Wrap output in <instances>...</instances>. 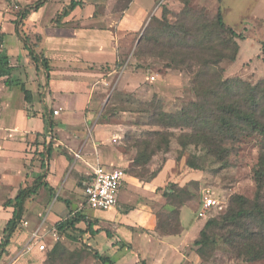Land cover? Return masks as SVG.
Segmentation results:
<instances>
[{
	"label": "rangeland",
	"instance_id": "rangeland-1",
	"mask_svg": "<svg viewBox=\"0 0 264 264\" xmlns=\"http://www.w3.org/2000/svg\"><path fill=\"white\" fill-rule=\"evenodd\" d=\"M31 1L29 5L34 6L39 0ZM148 1L150 3L152 0H142L141 3L145 4ZM5 2L16 14L25 9L18 0H5ZM127 2L128 0L113 1L117 18ZM166 10L167 18L163 16ZM219 10L226 25L244 37L237 40L240 47L237 60L234 63L222 64L226 71L224 76L239 77L252 84L263 81L264 0H157L147 26L155 19L176 24L181 16L187 13L190 24L196 23L197 25L193 27L204 28L206 32L208 28L205 18L213 20ZM147 26L139 34L120 36L118 63L121 66L114 68L115 74L111 83L107 84L105 92H101L98 101L94 100L97 103L94 108L95 114L92 120L87 122L84 130V139L89 140V138L93 139L91 133L93 126L97 123L104 126L108 133L96 143L99 155L102 156L104 163L105 160L109 161L108 165L126 171L129 176L128 183L126 187L124 186L126 199L124 202L119 201L115 211L116 217L114 220L102 219L110 218L112 210L96 212L87 208L83 186L90 168L83 161L78 160L76 155L73 156L66 147L56 146L54 138L58 137V134L54 130L48 129L43 134L32 132V136L26 138L21 136L23 139L21 141L26 143L23 155H20L17 164L15 163L16 167L12 164L14 170L9 166L0 173L3 180L13 183L8 188L0 182V222L6 217L3 211L7 210L1 205L15 195V191L30 186L38 175L46 176L50 173L51 157L46 155L49 146L47 136L53 137V152H57V155L65 154L70 161L75 158L80 169L77 171L75 168H68L64 176L67 177L71 173L75 182L72 186L65 187L67 194L63 197L69 200L65 201L62 198L68 206V212L64 209L58 212L59 204L57 206L51 204L59 198L56 190L49 191L46 197L39 196L28 201L23 221L0 264H103L94 257V252L109 255L111 258L118 256V260L125 259L128 261L127 264L133 262L153 264L159 252L165 253L162 247L163 243H169L166 238L183 236L185 222L194 224L196 228L183 249L186 261L181 264H264V260L249 262L243 257H238L236 252L223 243L221 237L226 235L225 232L218 230L215 232L219 239L218 245L207 249L205 256L197 252L195 241L199 239L207 221L213 218L220 220L224 217L229 212L235 196H243L250 201L254 199L257 191L254 169L259 162L260 148L254 138L239 142L225 141L224 147L229 150L228 161L225 163L206 161L199 157L201 150L198 148L194 146L183 148L180 145L183 130L157 126L153 123L156 112L175 113L194 101L195 94L191 89L190 76L185 71L167 68L169 65L167 57L156 56L154 50L160 55L164 47L160 50L162 47L159 48L151 42L143 44L138 49L137 43L140 37H143ZM23 30L25 31L24 26ZM28 36L31 44L35 46L38 37ZM12 41L10 44H13ZM102 69L107 74L112 71L111 66H103ZM18 74V77L25 76L23 71ZM36 82L38 81L34 80V83ZM2 83L3 80H0V84ZM42 96V93L36 96L35 102H43ZM5 98L7 97L0 89V100L5 102ZM9 100L8 109L12 111L8 118L6 114L4 115V120H12L14 124L20 126H40L38 121H29V125L23 122L20 114L22 97L17 90H14ZM28 106L32 115L34 112L32 106L29 104ZM48 111H46L47 122L52 121L53 126H56V121L53 120L55 115L51 116ZM154 132L165 133L170 142L169 150L157 152L148 163L134 167V160L138 154L135 141L150 140L149 133ZM90 142L92 143V140ZM153 144L155 146L156 142ZM90 152L89 148L82 147L78 154H82L83 159L93 165L96 161L89 156L95 158L99 155L97 150L93 149L92 153ZM190 163L198 166L199 169L191 167ZM158 177L159 181L156 182ZM65 179L62 182L63 186ZM154 181L155 186H147ZM181 189L185 192H180ZM172 190H175L177 195L169 199L166 193H171ZM208 196L215 199L217 204L210 209L206 217H200L199 213ZM41 199L48 202L45 210H39L33 204ZM70 212H80L92 221L98 220L97 227L109 231L113 237L108 238L105 232L102 236L96 237L82 233L81 231L87 229L85 223L79 224L77 229L70 230L66 234H59L54 224L67 218ZM143 217L151 226L154 225V229H151L153 232L147 231L144 224H140L139 220ZM25 222H29V226H25ZM42 224H45V231L40 235L41 243L32 244L33 233ZM1 227L0 224V229ZM170 231L173 236L169 235ZM176 232L179 234L175 235ZM125 236H133L131 242H125L123 240ZM42 241L47 245L45 251H40L38 248ZM56 246H59L57 253L50 255ZM175 246L174 243L169 247L172 253ZM157 264L162 262L158 261Z\"/></svg>",
	"mask_w": 264,
	"mask_h": 264
},
{
	"label": "trees",
	"instance_id": "trees-1",
	"mask_svg": "<svg viewBox=\"0 0 264 264\" xmlns=\"http://www.w3.org/2000/svg\"><path fill=\"white\" fill-rule=\"evenodd\" d=\"M47 1L39 0L33 7L21 11L15 24L16 34L28 50L33 62L49 74L48 61L35 51L22 26L27 16L33 11H38ZM132 1L128 0L121 12L126 11ZM83 5L82 1L72 0L58 19L68 16L77 7ZM167 14L166 10L163 16L167 18ZM188 18L189 14L184 13L176 24L158 19L152 20L139 43L138 49L143 44L151 42L159 48L162 47L160 50L164 47L160 55L154 50L156 56L167 57L169 60L167 68L185 71L190 76L191 89L195 94L194 101L175 113L156 112L153 123L157 126L183 130L180 145L183 148L188 146L198 148L201 150L199 157L206 161L221 163L228 161L229 150L224 147L225 141L239 142L247 138L257 140L260 157L254 169L257 187L254 199L250 201L243 196H235L229 212L224 217L220 220L213 218L207 221L195 245L198 247V254L205 256L207 249L218 245L219 239L215 234L218 230L225 232L226 235L221 237L223 243L236 252L238 257H243L249 262L261 261L264 260V80L252 84L239 77L224 76L226 71L222 64L234 63L237 60L240 51L237 40L244 37L226 25L220 10L213 20L205 18L208 28L206 32L204 28L193 27L197 24H190ZM5 37V34L0 33V79L7 78L6 86L12 87L15 84L11 80L13 68L10 65L9 55L4 50ZM120 66L121 64H118L117 68ZM21 89L25 94L26 102L32 106L31 92L24 84H21ZM149 134L150 140L135 141L138 154L134 160V167L148 163L154 154L160 151L167 152L170 148V142L165 133ZM154 142H156L155 146ZM163 144L165 146H162ZM51 154L50 144L46 155L51 157ZM190 166L199 169L193 163H190ZM43 178L44 176L37 179L31 187L20 189L16 198L5 204L6 207L13 208V214L6 224L4 236L0 242V263L8 253L12 239L23 221L26 203L42 186L50 188L48 183L42 181ZM180 192L185 191L181 189ZM176 195L175 190L166 193L169 199ZM98 222V220H90L83 213L71 212L65 220L58 222L55 228L59 234H66L70 230L77 229L79 224L85 223L87 229L81 231L82 233L96 237L105 232L111 239L112 234L97 227ZM177 233L179 234L176 232L175 235ZM169 235L173 236L171 231ZM58 247H54L50 255L56 254ZM94 257L103 264H115L109 255L94 252Z\"/></svg>",
	"mask_w": 264,
	"mask_h": 264
},
{
	"label": "crops",
	"instance_id": "crops-1",
	"mask_svg": "<svg viewBox=\"0 0 264 264\" xmlns=\"http://www.w3.org/2000/svg\"><path fill=\"white\" fill-rule=\"evenodd\" d=\"M71 1L72 0H48L42 8L38 11L31 12L23 21V26L27 35L38 37V40L35 41L34 48L39 55L43 56L48 61L50 67V72L48 74L45 69L36 66L28 50L25 49L23 42L16 34L15 23L19 18V13H14L13 8L8 6L9 4L6 3L5 0H0V2H2L0 4V33L6 35L4 50H6L9 55L10 65L13 68L11 80L15 83L14 86L7 87L5 84L7 78L0 79L3 80V83L0 84V89L4 96L7 97L5 98L6 101L2 102L4 109L2 115V130L0 132V173L4 171L3 169L5 167L9 166L14 170L15 168H12V164L16 167L17 160L20 159V155H23L22 153L24 148H26V143L21 141L23 140L21 136H24V138L32 136V132L43 134L48 129H52L58 134V137L54 138L57 144L56 146L66 147L73 156H75V153L78 154V151H80L82 147H85V149L89 148L91 150L90 153H92L93 149L97 150L99 155V148L96 143L101 138L106 137L108 133L104 126H100L97 123L91 128L93 139H84V130L87 122L92 120L95 114L94 108L97 103H95L94 100L99 98L101 92H105V87L107 84L111 83L115 74L114 68L119 64L118 62H120L118 58L120 36L139 34L144 27L147 26V22L150 21L157 0H152L150 3L148 1L145 4L141 3L142 0H133L129 8L120 13L119 18H117V14L114 12V0H76L82 1L84 5L77 7L68 16L58 19V16ZM18 2L23 9L24 7L25 9L29 8V6L33 7L29 5L32 2L31 0H18ZM140 38H142V36ZM11 41L13 44H10ZM137 45L139 44L137 43ZM103 66H111L112 71L108 74L104 73L102 69ZM21 71L25 74L24 78L21 76L18 77L19 74L17 75V73ZM34 80L38 82L34 83ZM21 84H24L32 94V110L34 111L32 115L29 113V106L25 100V94L21 89ZM14 90H17L22 97V109L20 114L23 122L38 121L40 122V126L33 125L26 127L14 124L13 121L9 119L4 120V115L6 114L5 116L8 118L12 111L8 109L10 106L9 97ZM41 93L43 95V102H35L36 96H39ZM54 110H61L59 115L54 116L53 119L56 121V126H53L51 123L52 121L48 123V116H46V111L52 116ZM52 140L53 137L47 136L48 145L51 144L53 147L52 142L54 140ZM91 140L94 145L90 142ZM80 156L78 160L83 161L86 166L90 168L86 179L93 172V168L99 164L107 170L117 168L113 167L114 165H108L109 161L105 160L104 163L100 155V157L96 156L95 158L91 155L89 156L93 161H96L93 165L86 159H83L84 157L82 154ZM50 162V173L46 174V176L38 175L32 181L31 185L26 187H31L37 179L44 176L42 181L48 183L50 188L42 186L32 199L39 196L46 197L50 189H52L50 192L56 190L57 198L58 196L59 198L55 202L52 201L51 204L54 203L55 206L59 204L60 208L57 209L58 212L64 210L68 212V206L65 201L69 199H66V197L64 198L63 195L67 194V190H65L67 186H72L75 182L71 173L67 177L64 176L68 168H75L78 171L80 166L77 165L78 163H76L75 158L70 161L65 154L57 155V152H53V148ZM0 178V182H3L2 184L6 187L10 188L12 186V182L6 181V179L3 180L2 176ZM64 178L66 179L64 181L65 185L63 186L62 182ZM127 181L125 185L128 183ZM157 181H159V177L156 179V182ZM156 182L154 181L151 184H147V186H153ZM124 186L120 193V202H124L126 199L124 197V188L126 186ZM26 187H21L20 189ZM20 189L15 191V195L11 196L1 205L3 209L7 208V210L3 211L6 217L0 222L2 225L0 229V242L4 236L6 224L12 218L13 214V208L6 207L5 204L9 200H14ZM62 198L65 201H62ZM33 204L39 210H45V208L48 207V202L43 199L40 201L37 200ZM115 211L116 209L111 211L113 213L110 218L102 219L114 220L116 217ZM139 221L140 224H144L147 231L153 232L151 229H154V225L151 226L146 218L143 217ZM27 223L29 226V222ZM54 226L56 225L54 224ZM195 228L196 226H194V224L185 222V232L182 237L166 238L169 243H163L164 245L162 247L165 253H162V255L159 252L156 256L157 262L155 261L153 264H157L158 261L162 262V264H181L186 261L183 255V249H185L191 233ZM43 231H45V224L38 226L35 232L41 234ZM102 234L103 233L98 236H102ZM123 238L125 242H131L133 236H125ZM174 243L176 246L172 253L169 247ZM171 254H173L174 257ZM112 260L115 264H118V261L120 264H127L128 262L125 259L118 260V256L117 258L112 257ZM137 263L138 262L134 264Z\"/></svg>",
	"mask_w": 264,
	"mask_h": 264
},
{
	"label": "built area",
	"instance_id": "built-area-1",
	"mask_svg": "<svg viewBox=\"0 0 264 264\" xmlns=\"http://www.w3.org/2000/svg\"><path fill=\"white\" fill-rule=\"evenodd\" d=\"M152 80L154 78L152 77ZM3 104L0 100V132L2 130V115H3ZM61 110H54L53 114L59 115ZM1 140V139H0ZM76 158L80 159V154H75ZM93 172L87 178L88 180L84 185V196L85 203L89 210L107 212L113 209H116L120 201V193L125 185L128 174L126 171L116 168L107 170L102 165H97L93 168ZM217 201L211 196L206 197L203 208L201 209L199 216L206 217L209 214V211L212 207H215ZM25 226H28V223H24ZM38 232H35L32 237V244L35 242L41 243L40 236ZM39 245L40 251H45L47 248L46 244Z\"/></svg>",
	"mask_w": 264,
	"mask_h": 264
},
{
	"label": "water",
	"instance_id": "water-1",
	"mask_svg": "<svg viewBox=\"0 0 264 264\" xmlns=\"http://www.w3.org/2000/svg\"><path fill=\"white\" fill-rule=\"evenodd\" d=\"M140 41H141V38L139 39L138 44H139Z\"/></svg>",
	"mask_w": 264,
	"mask_h": 264
}]
</instances>
